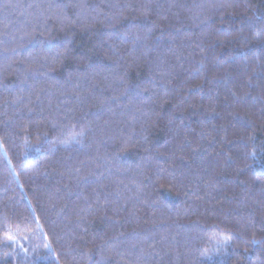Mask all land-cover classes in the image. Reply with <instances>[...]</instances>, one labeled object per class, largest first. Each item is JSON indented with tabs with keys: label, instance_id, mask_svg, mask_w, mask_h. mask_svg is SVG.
Segmentation results:
<instances>
[{
	"label": "trees",
	"instance_id": "1",
	"mask_svg": "<svg viewBox=\"0 0 264 264\" xmlns=\"http://www.w3.org/2000/svg\"><path fill=\"white\" fill-rule=\"evenodd\" d=\"M0 264H264V0H0Z\"/></svg>",
	"mask_w": 264,
	"mask_h": 264
}]
</instances>
